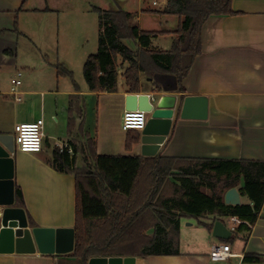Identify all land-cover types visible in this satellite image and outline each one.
Listing matches in <instances>:
<instances>
[{
	"label": "crops",
	"instance_id": "crops-1",
	"mask_svg": "<svg viewBox=\"0 0 264 264\" xmlns=\"http://www.w3.org/2000/svg\"><path fill=\"white\" fill-rule=\"evenodd\" d=\"M71 1L0 0V134H14L15 140L18 123L39 118L45 123L41 151H21L15 142L12 153L15 189L21 188L26 210L36 226L58 228L76 224V176L60 170L53 162L61 143L73 145L75 153L71 157L80 168L88 166L86 158L92 160L86 151L89 140L95 142L98 155H142L141 141L131 149L126 147L129 130L122 128V120L128 93H148L154 98L156 115H173L171 131L158 154L264 160V0H233L232 7L237 14L210 15L203 26L202 52L184 78V92L156 91L149 82L144 83L141 92H129L128 88L96 92L90 90L87 82L84 86L73 78L74 81L70 80L68 75H60L57 68H52L50 55L45 50L50 52L62 28H71L69 20L73 25L76 22L75 26L77 22H86V11L78 10ZM142 1L137 0L138 9ZM98 2L101 0H94L93 5L98 6ZM17 17L32 45L25 61L19 58L14 35L9 31L11 36L2 34L14 26L18 29ZM68 17L74 18L67 21ZM169 36L173 38L174 33L157 34L152 37L150 47H154V39ZM155 46L156 50L172 48ZM41 55L44 58H39ZM58 64L65 66L58 62L56 67ZM19 70L28 71L19 88L21 100L11 91L12 78ZM93 94L98 95L94 110L90 104ZM188 94L208 96L207 119L179 116L183 98ZM155 113H149V117ZM243 183L241 177L239 184ZM241 200L250 202L247 195L241 194ZM217 217L220 216L206 214L200 218H180L176 254L118 256H132L135 264H264V203L256 222L249 229L232 232L228 239L213 235ZM29 225L34 227L30 221ZM220 243L228 244L236 255L227 260H212V247ZM248 253L260 255L261 259L247 262L244 257ZM77 261L81 264L75 256L39 251L0 253V264H76Z\"/></svg>",
	"mask_w": 264,
	"mask_h": 264
},
{
	"label": "trees",
	"instance_id": "trees-1",
	"mask_svg": "<svg viewBox=\"0 0 264 264\" xmlns=\"http://www.w3.org/2000/svg\"><path fill=\"white\" fill-rule=\"evenodd\" d=\"M232 3L233 0H170L162 12L179 16L178 36L170 50L150 48L152 37L158 32L142 29L135 22L134 13L95 6L101 30L99 48L84 64L90 90H119L117 57L121 55L129 62L124 73L129 92H141L145 82L156 91H186L184 78L202 52L205 22L212 14H237ZM123 36L137 41L140 49L135 52L129 48L122 42ZM57 70L60 75L73 78L72 71L63 64H58ZM140 137V131L130 129L126 147L131 149ZM86 151L92 160L86 158L88 166L83 168L75 165V158L67 151L57 149L53 159L60 170L76 176L75 248L65 255L75 256L81 264H87L94 256L176 254L180 218L237 216L244 221L237 226L239 231L256 222L264 203V160L188 158L160 153L98 155L93 140H89ZM241 177L243 185L239 184ZM203 186H208L211 193ZM237 186L250 202H225L228 189ZM15 195V204L26 210L20 187L16 186ZM27 215L36 226L28 212ZM152 229L154 233L150 234ZM260 259V255L250 253L244 257L247 262Z\"/></svg>",
	"mask_w": 264,
	"mask_h": 264
},
{
	"label": "water",
	"instance_id": "water-1",
	"mask_svg": "<svg viewBox=\"0 0 264 264\" xmlns=\"http://www.w3.org/2000/svg\"><path fill=\"white\" fill-rule=\"evenodd\" d=\"M142 109L155 113V105L148 93H128L126 109ZM209 98L206 95L188 94L183 98L179 116L184 119H207ZM173 115H151L141 132V152L145 156H155L165 142L173 125ZM14 134H0V253L64 255L74 251V227L30 226L26 210L15 204ZM227 204L242 203L237 187L225 194ZM213 235L228 239L232 231L225 220L219 218L213 225ZM132 256H94L87 264H135Z\"/></svg>",
	"mask_w": 264,
	"mask_h": 264
},
{
	"label": "rangeland",
	"instance_id": "rangeland-1",
	"mask_svg": "<svg viewBox=\"0 0 264 264\" xmlns=\"http://www.w3.org/2000/svg\"><path fill=\"white\" fill-rule=\"evenodd\" d=\"M154 1H157L158 4H154ZM169 1L170 0H143L140 9H138L139 6L137 0H101V2H98V6L93 5L94 0H72L71 2L73 3L74 7H77L78 10L81 9L80 11H86L84 15V19L86 22L84 24L82 22H77L78 24L75 26L76 22H74L73 25L69 20L68 25L71 28H62L60 36L59 33H57L55 43H53V46L51 45L50 52L48 51V49L45 50L50 55L51 62L53 63L52 68H55L56 70V63L63 62L65 63V66L72 71L73 79L81 85H86L84 76V64L89 55L97 53L99 47V14L94 9L95 6L100 8L105 7L106 9L108 8L110 10L123 9L125 11H130L134 13L135 22L142 29L147 31L158 32V35L174 33L173 38L169 36L168 38L163 37V39H154V47H150L156 49L155 45H160V47L171 48L173 46L174 40L178 36L176 30L178 29L179 16L165 15V13L162 12L169 5ZM143 12H148V14H142ZM71 18L74 17H68L67 21ZM17 20L19 23L18 29L22 32L19 17H17ZM15 28H17V26H14L13 30H5L2 34L11 36L7 33L8 31L11 32V34L14 35V40L17 39L18 41L16 47L19 48V58L24 61L28 60L30 56L29 49L32 46L29 41V38L27 37L28 34L24 31L21 33L18 29L16 30ZM25 31L27 30L25 29ZM122 42H124L129 48H131L135 52L140 49L137 41H135L134 39H130L123 36ZM39 58H44V55L39 56ZM117 65L120 71V89H126L128 87L125 82L124 73L126 68L129 66V62L124 61L123 57L120 55L117 57ZM30 69H28V71ZM28 71L23 70V73L25 72V75L23 74L22 79H24V76L26 77ZM69 79L74 81L71 77H69ZM97 102L98 95H90V104L93 110L96 108ZM93 119L95 120L94 114ZM203 190L208 193H211V189L208 186H203ZM246 199L247 198H245V200ZM225 221H227L229 225H234V222L231 221L229 217H226ZM76 264H80L79 261H77Z\"/></svg>",
	"mask_w": 264,
	"mask_h": 264
},
{
	"label": "built area",
	"instance_id": "built-area-1",
	"mask_svg": "<svg viewBox=\"0 0 264 264\" xmlns=\"http://www.w3.org/2000/svg\"><path fill=\"white\" fill-rule=\"evenodd\" d=\"M154 4H158L154 1ZM23 71L19 70L16 72L15 76L12 78V94L15 98L21 100L19 96V87L23 83ZM154 98L151 96V101ZM149 119V112L142 109H125L123 112L122 128L124 130L137 129L142 131ZM45 123L43 118H39L35 121L22 122L16 125L15 132V142L17 148L24 152H38L43 149L45 140ZM59 152H69L70 154L75 153V149L70 142H63L58 146ZM231 221L234 225L229 226L232 232L236 231L237 225L244 222L237 216H231ZM236 254L231 251V248L226 243L215 244L211 250V259L214 261L227 260Z\"/></svg>",
	"mask_w": 264,
	"mask_h": 264
}]
</instances>
